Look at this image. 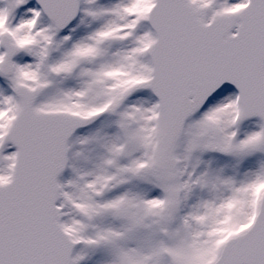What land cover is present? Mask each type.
Segmentation results:
<instances>
[{
	"label": "snow or ice",
	"instance_id": "obj_1",
	"mask_svg": "<svg viewBox=\"0 0 264 264\" xmlns=\"http://www.w3.org/2000/svg\"><path fill=\"white\" fill-rule=\"evenodd\" d=\"M0 264H264V0H0Z\"/></svg>",
	"mask_w": 264,
	"mask_h": 264
}]
</instances>
